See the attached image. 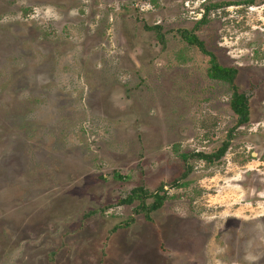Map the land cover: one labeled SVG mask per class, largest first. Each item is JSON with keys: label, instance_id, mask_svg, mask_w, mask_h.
Here are the masks:
<instances>
[{"label": "rangeland", "instance_id": "rangeland-1", "mask_svg": "<svg viewBox=\"0 0 264 264\" xmlns=\"http://www.w3.org/2000/svg\"><path fill=\"white\" fill-rule=\"evenodd\" d=\"M239 1L0 0V264H264V0Z\"/></svg>", "mask_w": 264, "mask_h": 264}, {"label": "trees", "instance_id": "trees-1", "mask_svg": "<svg viewBox=\"0 0 264 264\" xmlns=\"http://www.w3.org/2000/svg\"><path fill=\"white\" fill-rule=\"evenodd\" d=\"M239 2L253 4L255 0H241ZM239 2H236V3L240 4ZM222 4L226 5V4H229V2H215V3L209 4V6H205V13L203 15L204 18H202L200 22H204L206 20L207 15L212 8L220 7ZM150 29H154L158 31L159 40L160 42L164 44L165 40H164V34L161 32V26H154V27L151 26ZM179 33L189 45H193V46L196 45L206 54L211 56V60H210L211 65L208 70L209 77L215 80L225 81L229 83L230 86L232 87L233 93H232L230 105H231L233 112L236 115H238L237 126H240L242 124L249 122L250 120L249 97L247 96L246 93L240 91V88L236 82L237 76L239 74L238 68L235 66L222 65L219 62L217 56L213 52H210L209 50L206 49L205 42L201 40L196 34V28H192L190 30L180 29ZM229 146H230V142L225 141L223 142L221 147L212 154H206V153L199 151V152H194L192 154L183 153L182 157L183 159H185V161H187L188 158L190 157L199 158V159H203L206 161L217 160V159L222 158V156L225 155ZM190 169L191 167L187 166V169L181 176L180 180H184L188 177L191 171ZM177 185H179V181H174L172 184V186H177ZM164 189H165V186L161 185L158 187V189L155 192H150L149 190H146L143 187H138V188L133 189L131 194L122 200V203L132 204L134 201L140 200V204L137 207L139 210L137 209L136 211L146 212V214L149 215L152 211L158 210L163 206L165 194L160 195L159 193L163 191ZM150 197L155 198V200L151 204H147L146 201Z\"/></svg>", "mask_w": 264, "mask_h": 264}]
</instances>
